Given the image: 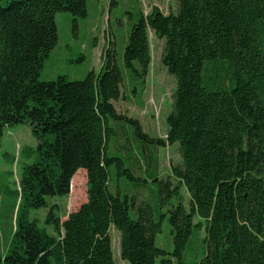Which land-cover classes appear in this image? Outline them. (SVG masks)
I'll return each mask as SVG.
<instances>
[{
    "label": "trees",
    "instance_id": "obj_1",
    "mask_svg": "<svg viewBox=\"0 0 264 264\" xmlns=\"http://www.w3.org/2000/svg\"><path fill=\"white\" fill-rule=\"evenodd\" d=\"M59 12L73 22L84 19L86 0H0V137L5 127L28 125L37 142L18 184L24 215L15 218L10 252L0 264H115L111 228L120 235L123 262L156 264L166 255L155 238L170 198L176 264H187L185 251L201 231V257L193 264H264V0H177L167 15L154 8L131 28L124 73L108 42L98 74L39 81L58 41ZM148 31L164 39L161 64L176 80L164 139L149 138L113 105L124 74L129 82L148 75ZM132 143L141 155L178 145L181 162L170 174L177 184L150 173L155 164L148 171L131 167L125 158L131 159ZM78 171L86 172L87 201L60 221L48 200L67 196ZM121 178L155 183L160 205L137 203L117 184ZM29 209H48L52 235L28 220Z\"/></svg>",
    "mask_w": 264,
    "mask_h": 264
},
{
    "label": "rangeland",
    "instance_id": "obj_2",
    "mask_svg": "<svg viewBox=\"0 0 264 264\" xmlns=\"http://www.w3.org/2000/svg\"><path fill=\"white\" fill-rule=\"evenodd\" d=\"M87 17L73 22L70 14L59 12L55 15L58 41L49 56L44 60L43 68L39 74V81H55L63 76L69 81L83 80L90 71L99 73L101 69V55L106 43L111 42L116 54L117 64L124 73L122 53L127 43L131 28L140 16H146L152 9L157 8L162 14L174 13L177 0H86ZM151 63L148 75L144 82H129L123 75L121 97L113 105L119 114L126 115L140 123L142 131L153 139L166 137V119L172 111V97L176 88L175 77L168 74L161 64L164 39L157 38L148 31ZM123 132L129 142L132 132L128 126ZM122 140L119 141L121 143ZM128 154L131 159L125 161L132 167L141 166V170L154 171L158 180L170 177L171 169L180 164L178 145L164 148L143 149L142 155L138 153L137 143L129 146ZM37 142L31 134L28 125H15L5 127L0 137V257L4 258L10 252L13 238L15 218L20 220L23 208L18 210L19 196L18 184L20 182L24 165L34 162V153ZM114 153V151H113ZM147 162L148 168H145ZM155 162V163H154ZM127 166V165H126ZM141 178L149 177L147 173ZM115 178V172H111ZM172 185L177 181L170 177ZM86 172L78 171L71 180L69 194L65 197L49 199L51 205L58 207L57 216L65 221L67 216L77 211L87 201ZM144 183V182H143ZM130 181L121 178L117 181L125 194L136 196L137 203H146L151 206L160 205V196L156 191L155 183L148 181ZM114 188L113 186L111 187ZM146 188V189H143ZM183 204L188 206V197L183 188L180 190ZM174 198L168 199L162 205L161 212L165 213L162 229L156 235L155 244L166 255L157 260L156 264H176L171 256L173 250L172 236L167 223V210L175 203ZM48 209L27 211L29 221L35 220L38 228L52 235L53 229L46 224ZM133 217L134 214H133ZM198 222V219H195ZM197 239L185 251L187 264L198 262L201 257L200 242L203 232L197 234ZM110 247L115 264H126L120 259V235L111 228L109 230ZM162 260L164 262H162Z\"/></svg>",
    "mask_w": 264,
    "mask_h": 264
}]
</instances>
